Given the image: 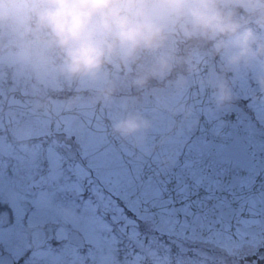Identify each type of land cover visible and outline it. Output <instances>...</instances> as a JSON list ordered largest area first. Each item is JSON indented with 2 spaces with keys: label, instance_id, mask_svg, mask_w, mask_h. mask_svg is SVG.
Listing matches in <instances>:
<instances>
[{
  "label": "snow or ice",
  "instance_id": "obj_1",
  "mask_svg": "<svg viewBox=\"0 0 264 264\" xmlns=\"http://www.w3.org/2000/svg\"><path fill=\"white\" fill-rule=\"evenodd\" d=\"M230 118V142L211 141L201 128L184 138L186 149L164 175L151 166L118 171L83 133H49L31 154L0 156V190L19 177V159L29 196L45 206L57 199L81 207L82 239L66 264H264V125L243 109ZM0 215V245L10 251L9 226L23 217ZM46 243L62 239L50 235ZM28 251L18 248L15 260Z\"/></svg>",
  "mask_w": 264,
  "mask_h": 264
},
{
  "label": "clouds",
  "instance_id": "obj_2",
  "mask_svg": "<svg viewBox=\"0 0 264 264\" xmlns=\"http://www.w3.org/2000/svg\"><path fill=\"white\" fill-rule=\"evenodd\" d=\"M193 41L223 61L226 72L253 73L264 92V0H0V44L17 62L37 75L86 81L103 103L116 91L112 71L144 87L168 76L180 62L177 45ZM184 63L190 74L200 71ZM207 86L218 106L233 99L224 75ZM143 126L127 114L113 130L131 136Z\"/></svg>",
  "mask_w": 264,
  "mask_h": 264
},
{
  "label": "water",
  "instance_id": "obj_3",
  "mask_svg": "<svg viewBox=\"0 0 264 264\" xmlns=\"http://www.w3.org/2000/svg\"><path fill=\"white\" fill-rule=\"evenodd\" d=\"M193 63L199 67L198 73L181 76L167 87L153 88L142 100L114 95L111 102L103 103L95 94L45 101L27 98L20 107L10 102L8 124L23 138L78 131L91 147L105 153L118 171L134 166L136 174L151 166L162 175L168 174L187 147L184 138L199 135L201 128L211 141L230 142L228 133L234 131L230 114L242 109L236 104L215 103L207 82L216 76L207 54L205 59L197 55ZM253 97L257 103L264 101L263 92H253ZM127 114L138 115L146 126L131 136H122L113 130V124Z\"/></svg>",
  "mask_w": 264,
  "mask_h": 264
},
{
  "label": "flooded vegetation",
  "instance_id": "obj_4",
  "mask_svg": "<svg viewBox=\"0 0 264 264\" xmlns=\"http://www.w3.org/2000/svg\"><path fill=\"white\" fill-rule=\"evenodd\" d=\"M177 48L176 56L180 58V62L175 69L163 79L149 80L144 87H133L129 78L124 77L122 73L112 71L110 79L116 88L114 95L136 96L142 100L145 94L153 91V88L167 87L181 76L189 75L188 65L184 61L193 63L197 55L205 59L207 54L215 76L224 75L229 82L233 99L227 104L239 105L255 122L264 125V101L257 103L253 97V92H261L253 73L245 69L226 72L223 61L212 56L206 46L195 41L179 44ZM151 62L152 57H146L143 63L148 65ZM95 94L97 91L86 81L69 82L55 72L35 74L17 62L10 48L0 44V156L23 157L36 151L38 141L44 142L49 138L46 135L34 138L16 135L8 124L10 118H7V108L10 102H16L20 107L21 101L27 98L45 101L48 98L68 99L77 95L94 96ZM14 163L20 169V174L18 178H13L10 187L0 190V202H2L0 212L8 213L10 217L14 211L18 220L23 217V224L9 226L13 233L14 244L10 251H4L6 245H0V256L3 257L0 264H24L29 257L32 264H53L54 260L66 264L75 254L74 244L82 237L81 229L66 219L67 214L63 215L62 209H66V204L70 207L73 204L77 211V205L71 201L57 199H53L46 206L42 205L35 196H29L30 180L19 159ZM4 219L5 217L0 215V221ZM50 235L60 237L62 244L49 248L46 237ZM52 243L55 245L56 241L53 240ZM24 247H28L29 251L19 261L15 260L17 249Z\"/></svg>",
  "mask_w": 264,
  "mask_h": 264
},
{
  "label": "rangeland",
  "instance_id": "obj_5",
  "mask_svg": "<svg viewBox=\"0 0 264 264\" xmlns=\"http://www.w3.org/2000/svg\"><path fill=\"white\" fill-rule=\"evenodd\" d=\"M72 204V203H71ZM65 210L62 209L63 215H66V219H69L70 222L74 223L75 226H77L79 229L82 230L83 224H84V216L82 214L81 207L77 206V211L75 210V206L72 204L71 207L69 204L65 205Z\"/></svg>",
  "mask_w": 264,
  "mask_h": 264
}]
</instances>
